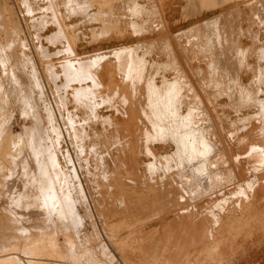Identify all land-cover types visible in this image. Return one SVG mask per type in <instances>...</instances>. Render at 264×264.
<instances>
[{
    "label": "rangeland",
    "instance_id": "1",
    "mask_svg": "<svg viewBox=\"0 0 264 264\" xmlns=\"http://www.w3.org/2000/svg\"><path fill=\"white\" fill-rule=\"evenodd\" d=\"M0 149V264H264V0H0Z\"/></svg>",
    "mask_w": 264,
    "mask_h": 264
},
{
    "label": "bare ground",
    "instance_id": "2",
    "mask_svg": "<svg viewBox=\"0 0 264 264\" xmlns=\"http://www.w3.org/2000/svg\"><path fill=\"white\" fill-rule=\"evenodd\" d=\"M230 14V13H229ZM233 14V13H232ZM60 29V28H59ZM13 30V29H12ZM65 33V32H64ZM65 37H66V35H65ZM65 39H67V38H65ZM231 43V42H230ZM148 45V44H147ZM71 47V46H70ZM71 49V48H70ZM125 50V49H124ZM106 52H108V51H106ZM105 52V53H106ZM129 51H127V50H125V51H120V52H115V53H117V55H123V54H127ZM263 52V51H262ZM100 53V52H99ZM97 54V53H96ZM112 54V53H111ZM75 55V54H74ZM95 55V54H94ZM111 56V55H110ZM113 56H114V53H113ZM124 56V55H123ZM241 56V55H240ZM52 57V56H51ZM97 56L95 55L94 56V60H97L98 59V57L96 58ZM115 57V56H114ZM90 58V57H89ZM92 58V57H91ZM113 58V57H112ZM111 58V59H112ZM222 58V57H221ZM242 58V57H241ZM110 59V60H111ZM236 59V58H235ZM83 60H84V58H83ZM86 60V59H85ZM91 60V59H90ZM63 61V60H62ZM73 62V61H72ZM71 64H73V63H71ZM75 64V63H74ZM73 64V65H74ZM120 64V63H119ZM124 64V63H123ZM5 65V64H4ZM73 65H71L70 67L72 68V66ZM81 65V64H80ZM68 66V65H67ZM121 66V65H120ZM69 69V68H68ZM72 70V69H71ZM66 71V70H65ZM73 71V70H72ZM78 71V70H77ZM69 72V71H68ZM75 72V71H74ZM161 72V71H160ZM70 73V72H69ZM67 75V74H66ZM72 75V74H71ZM78 75H80V74H78ZM88 75H89V73H88ZM91 76V75H90ZM90 76H88V78L87 79H89V80H92V82L94 83V85L95 86H97V84H99V83H97V81H96V79L95 78H93L92 76H91V78H90ZM68 77H70V76H68ZM75 77H76V75H75ZM80 77V76H79ZM72 78V77H71ZM84 78V77H83ZM174 78V77H173ZM85 79V78H84ZM84 79H81L83 82L85 81ZM80 80V79H79ZM80 80V81H81ZM72 82V81H71ZM75 82V81H74ZM91 82V81H90ZM84 83H86V82H84ZM87 84V83H86ZM165 84V83H164ZM91 85V84H90ZM119 85V84H118ZM175 85V84H174ZM173 85V86H174ZM182 85V84H181ZM93 86V85H92ZM91 86V87H92ZM162 86V85H161ZM164 86V85H163ZM168 86V85H167ZM171 86V83H170V85L168 86V87H170ZM175 86H177V85H175ZM90 87V88H91ZM178 87V86H177ZM188 87V86H187ZM85 88V87H84ZM164 88V87H163ZM171 88V87H170ZM192 88V87H191ZM124 89H126V88H124ZM173 88H171V90H172ZM84 90H87L86 88L84 89ZM178 90V89H177ZM117 91H118V88H117V86L116 85H113V86H110L109 85V87L107 88V91H106V94H105V98L107 99V98H110V96H112L113 94H116L117 93ZM174 91V90H173ZM188 91V90H187ZM192 91V90H191ZM85 92V91H84ZM126 92V91H125ZM175 93H177L176 91H174ZM89 93H90V91H89ZM124 93V92H123ZM183 93V92H182ZM230 94H232V93H230ZM118 96L120 95H122V93L121 94H117ZM176 95V94H175ZM184 95V94H183ZM247 95V94H246ZM120 96L118 97V98H120ZM126 96H128V95H126ZM177 96H178V93H177ZM249 95H247V97H248ZM253 96V95H252ZM117 97V96H116ZM176 97V96H175ZM179 97V96H178ZM178 97H176L175 99H173V101L174 100H177V98ZM181 97V96H180ZM179 97V98H180ZM251 97V96H250ZM114 98V97H113ZM162 98V97H161ZM165 98V97H164ZM88 99V98H87ZM115 99V98H114ZM113 99V102L117 99H115L114 100ZM166 99V100H165ZM164 100L165 101H167V97L165 98ZM181 99V98H180ZM249 99V98H248ZM118 100V99H117ZM120 100V99H119ZM122 100V99H121ZM164 100H162V101H164ZM123 101V100H122ZM161 101V102H162ZM181 101V100H180ZM116 102V101H115ZM177 102V101H176ZM118 103H119V101H117V105H118ZM163 103V102H162ZM178 103H179V99H178ZM183 103V102H182ZM239 103V102H238ZM99 104V103H98ZM161 104V103H160ZM175 104H177V103H174V105ZM195 104V103H194ZM44 105H45V103H44ZM116 105V106H117ZM178 106H179V104H178ZM113 107H114V105H113ZM188 107V106H187ZM189 108V107H188ZM173 109V108H172ZM180 109V108H179ZM191 109V108H190ZM193 109H194V106H193ZM121 112V111H120ZM194 113H195V110L193 111ZM191 114H193L192 112H190ZM85 114V113H84ZM167 114V113H166ZM179 114V111H178V107L176 106L175 108H174V110L173 111H171L170 113H168L167 115H168V118H167V120L165 119V121H168V120H171V119H174L173 117H176V115H178ZM188 114H189V111H188ZM187 114V115H188ZM98 116V115H97ZM191 116V115H190ZM167 117V116H166ZM183 117H184V115H183ZM185 118V117H184ZM193 119V118H192ZM187 120V119H186ZM186 120H184V121H186ZM163 121V120H162ZM175 121V120H174ZM180 121V120H179ZM191 121V120H190ZM189 121V122H190ZM192 121H194V120H192ZM192 121H191V123H192ZM170 122V121H169ZM176 122V121H175ZM73 123V122H72ZM177 123V122H176ZM185 123V122H184ZM187 123H188V120H187ZM74 126V125H73ZM54 126H52V128H53ZM169 127H170V125H169ZM175 127H179L178 125H176ZM182 127V126H181ZM63 128V127H62ZM72 128V127H71ZM183 128V127H182ZM177 129V128H176ZM182 130V129H181ZM196 130V129H195ZM189 131V130H188ZM75 132V131H74ZM190 132V131H189ZM197 132H199V131H197ZM165 133V132H164ZM196 133V132H195ZM187 134L189 135L190 133H188L187 132ZM186 135V134H185ZM192 135V134H191ZM62 136V135H61ZM60 136V137H61ZM187 136V135H186ZM201 136V135H200ZM58 138H59V135L57 136ZM58 138H56V139H58ZM174 138V137H173ZM189 138V137H188ZM202 138V137H201ZM200 138V139H201ZM211 138V137H210ZM41 139V138H40ZM52 139V138H51ZM71 139H72V136H71ZM167 139V138H166ZM212 139H213V137H212ZM4 140V139H3ZM10 140L12 141V137H10ZM59 140V139H58ZM58 140L56 141L57 143H58ZM160 140V139H159ZM175 140V139H174ZM173 140V141H174ZM192 140V139H191ZM194 141V140H193ZM198 141V140H197ZM9 142V141H8ZM43 142V141H42ZM187 142V141H186ZM195 142H196V140H195ZM202 142H207L206 140L204 141V140H202L201 141V145L203 144L204 145V143H202ZM11 143V142H10ZM13 143V142H12ZM175 143H177V141L175 142ZM193 143V142H192ZM60 144V143H59ZM180 144V143H179ZM212 144V143H211ZM213 144H214V141H213ZM58 145V144H57ZM181 145V144H180ZM188 145V144H187ZM192 145H196V143L195 144H192ZM202 145V146H203ZM206 145H208V146H211L210 144H208V143H206ZM206 145H204V146H206ZM43 146H45V145H43ZM93 146H94V144H93ZM112 146V145H111ZM190 146V145H189ZM201 146V147H202ZM204 146L202 147V150H203V148H204ZM208 146H206V148H205V150L204 151H207V149L209 150V147ZM11 147H12V145H11ZM176 147V146H175ZM192 147H194V146H192ZM191 147V148H192ZM208 147V148H207ZM60 148V147H59ZM58 148V149H59ZM163 148H165V147H163ZM211 148V147H210ZM54 149V148H53ZM213 148H211V150H212ZM1 150V149H0ZM194 150H195V148H194ZM211 150H209V151H211ZM45 151V150H44ZM52 151H54V150H52ZM55 151H56V149H55ZM73 151V150H72ZM105 150H102V151H99V158L100 159H98L99 160V164H100V167L102 168V170H107V172H110L111 174L112 173H114V178H112V181H116V177H115V175L117 174V173H115V170L117 169V167L118 166H125L126 165V163H128V161L132 158V155L131 156H126V157H121L120 156V158H112L109 154H108V152H104ZM198 151V150H197ZM209 151H207L206 153H208ZM214 151V150H213ZM2 152V151H1ZM199 152V151H198ZM46 153V152H45ZM50 153V152H49ZM52 153V152H51ZM54 153V152H53ZM71 153V152H70ZM110 153H111V151H110ZM165 153V152H164ZM168 153V152H167ZM166 153V154H167ZM1 155H3V153H0ZM170 154V153H169ZM151 155H153L154 157L155 156H158V155H155V153H152L151 152ZM18 156V155H17ZM16 156V157H17ZM54 156H57V155H54ZM54 156H51L50 157V159H52V163H51V165L52 166H54V167H56V168H58L59 166H58V164H60V163H57L56 162V159L54 158ZM161 156V155H160ZM1 157V156H0ZM12 158H13V156H11ZM48 157V156H47ZM157 158V157H156ZM16 159V158H15ZM158 159H160V158H158ZM5 160V159H4ZM61 160V159H60ZM81 160V159H80ZM83 160V159H82ZM1 161V160H0ZM49 161V160H48ZM70 161H72L71 160V158L70 159H68V162L70 163ZM161 161V160H160ZM10 162V161H9ZM73 163V162H72ZM75 163V162H74ZM136 163V162H135ZM162 163V162H161ZM0 164H1V162H0ZM124 164V165H123ZM164 164V163H163ZM162 164V165H163ZM3 165V164H2ZM74 165V167H73V169H72V175L71 174H69L68 173V171H66V172H64V171H62V170H57L56 169V177H58V176H60V178H59V180L60 179H62L61 181H62V183H61V185H60V187H63L64 185H65V187H66V185H68V187H69V185H71V183H74V182H77V187H82V183L79 181V178H80V176H78V172H77V167L75 166V164H73ZM5 166V165H4ZM4 166H3V169L5 170V168H4ZM203 166V165H202ZM40 167H42V163H40V162H37V164H36V168H38V172H39V174H41L42 172H43V170H41L40 169ZM1 168H2V166H1ZM7 168V167H6ZM44 168V167H43ZM204 168H206V167H204ZM53 169H55V168H53ZM207 169V168H206ZM204 170V169H203ZM137 170H135V172H136ZM207 171H209L208 169H207ZM206 170H205V172L203 173V175H204V177H206V181L208 182V184H207V186H209V188H208V192L209 191H211L210 189H211V186L209 185V183H210V181H211V177L213 178V177H215L216 178V174H211L212 173V171H210L211 173V175L207 172ZM46 171H44L43 173L45 174V176L44 175H42V178H43V176L44 177H46V173H45ZM54 172V171H53ZM103 172V171H102ZM134 172V171H133ZM133 172H129V174L131 175V176H127V175H124V174H121V176L122 177H124V179L126 178H132L135 174L133 173ZM51 173V172H50ZM55 173V172H54ZM105 173H106V171H105ZM105 173H103V175H101L100 174V176H98V179L100 180V181H102V182H106L105 180H109L110 181V175H107V173L105 174ZM137 173V172H136ZM207 173H208V175H207ZM38 174V175H39ZM52 174V173H51ZM128 174V175H129ZM133 174V175H132ZM53 175V174H52ZM236 176V175H235ZM54 177V176H53ZM38 178V177H37ZM49 178V177H48ZM238 178V177H237ZM257 178V177H256ZM259 178V177H258ZM50 179V178H49ZM52 179V178H51ZM133 179H138V181H141V177H134ZM38 180V179H37ZM41 180H43V179H41ZM54 180V179H53ZM58 180V179H57ZM93 180H95V178L93 179ZM46 182H47V180H45ZM55 181H56V179H55ZM74 181V182H73ZM41 182H43V181H41ZM58 182V181H57ZM228 182V181H227ZM44 183V182H43ZM51 183V182H50ZM41 184V183H40ZM52 184H54V181L52 182ZM39 185V184H38ZM47 185V184H46ZM75 185V184H74ZM255 185V184H254ZM42 186H43V184H42ZM45 186V185H44ZM52 186V185H51ZM73 186V185H72ZM187 187H189V186H187ZM190 187H192V186H190ZM195 188H193L192 190H189V192L187 193V196H191V199H193L195 196H197L198 194H201L202 192L203 193H205V190H203L202 188H201V186H194ZM230 187V186H229ZM40 188V187H39ZM47 188V187H46ZM45 187H44V190L43 191H46L45 189H46ZM253 188V187H252ZM28 189V188H27ZM52 189V188H51ZM66 189V188H65ZM187 189V188H186ZM202 189V190H201ZM227 189V188H226ZM30 190V189H29ZM228 190V189H227ZM252 190V189H251ZM50 190H48L47 191V193L49 192ZM188 191V190H187ZM186 191V192H187ZM86 192V191H85ZM183 192V191H182ZM217 192V191H216ZM222 192V191H221ZM50 193H51V191H50ZM49 193V194H50ZM70 193H72L71 192V190H70ZM185 193V192H184ZM218 193V192H217ZM251 193V192H250ZM257 193H259V192H255L254 193V195H256ZM53 194H55V193H52L51 195H49V196H45V198H46V201H44V203H47L48 201L49 202H51V203H55L56 204V202H60V200H58V199H52L53 198ZM57 194V193H56ZM86 194V193H85ZM183 194V193H182ZM61 195H66V193L64 194V193H62ZM71 196H72V194H70ZM52 196V198H50V200H48V197H51ZM56 196V195H55ZM60 196V195H59ZM184 196H186V194L184 195ZM258 196H259V194H258ZM67 197H69V193H67ZM181 197V196H180ZM193 197V198H192ZM207 197H209V196H207ZM72 198V197H71ZM87 198V197H86ZM190 198V197H189ZM26 199V198H25ZM88 199V198H87ZM181 199H183V198H181ZM48 200V201H47ZM180 200V199H179ZM71 201V200H70ZM69 202V201H68ZM179 202V201H178ZM57 205V204H56ZM66 205V204H65ZM42 206V205H41ZM40 206V207H41ZM50 206H51V204H50ZM113 206V205H112ZM68 207V206H67ZM69 208V207H68ZM138 206H136V208L135 209H133V211H134V214H136L137 212H138ZM55 209H57L56 210V213H58V214H60L59 212H63L64 211V207H63V205L61 204V203H59L58 204V206L57 207H53V209L52 210H54L55 211ZM67 209V208H66ZM70 209H72L73 210V208H70ZM51 210V211H52ZM186 212V211H185ZM116 215H118L117 213H116ZM117 217H119V216H117ZM120 218V217H119ZM118 219V218H117ZM96 222H98V221H96ZM126 221H123V224H121V220H120V222H116L115 220H113V222H109V223H107V227L109 228V229H112L111 231L108 229H106V228H104V234H105V236L107 235L108 237H110V238H113V237H116V236H118L119 235V233L118 232H120L119 230H121V229H128L131 225H129V224H126L125 223ZM113 223H116L117 225H118V228H116V225H113ZM97 224V223H96ZM122 225L123 226H125V227H122ZM126 225H128V226H126ZM103 226V225H102ZM98 228H100V227H98ZM100 230V229H99ZM100 232V231H99ZM4 231L2 230V231H0V254L1 253H7V255L8 254H15V252H13L17 247H18V245H21L20 244V238H17V237H15V236H12V237H8V236H5L4 235ZM101 235V234H100ZM43 239V238H42ZM49 239V238H48ZM103 240H104V238H102ZM113 239H111V241H112ZM36 241V240H35ZM32 242H34V241H32ZM105 242V241H104ZM27 242H23V244L22 245H25ZM30 243V242H29ZM44 243V240H39V242H38V246H42V244ZM50 243V242H49ZM116 243V242H115ZM105 244H106V242H105ZM45 245H47V244H45ZM107 245V244H106ZM45 248H46V246H45ZM48 250V249H47ZM129 249H128V247L127 246H125V247H123V250H120V252L121 253H126L127 254V251H128ZM12 257H10V258H13V259H17V255H15V256H13V255H11ZM10 258H8L9 260H10ZM141 258V257H140ZM7 259V258H6ZM130 260H128L131 264H142L143 263V259L144 258H142V259H132V258H129ZM131 259L134 261V262H132L131 261ZM140 260H142V261H140ZM16 262L17 263H19L20 264V262H19V258L16 260Z\"/></svg>",
    "mask_w": 264,
    "mask_h": 264
}]
</instances>
